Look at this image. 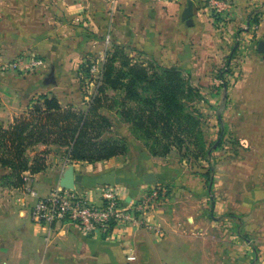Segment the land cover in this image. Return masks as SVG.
<instances>
[{"label": "crops", "instance_id": "0c3cea01", "mask_svg": "<svg viewBox=\"0 0 264 264\" xmlns=\"http://www.w3.org/2000/svg\"><path fill=\"white\" fill-rule=\"evenodd\" d=\"M187 1L0 0V58L11 59L33 51L45 57L40 72L48 68L54 71L52 63L59 61L61 64L62 59L69 64L67 67L65 63L64 69L76 70L81 58L95 56L103 59L109 45L119 43L132 53L140 51V55L152 56L159 65L188 68L194 55L191 48L210 42L213 21L209 0H192V24L187 25L181 20ZM261 2L228 0V8L217 16L230 24L247 28L246 33L255 36L258 42L264 40V18L258 25H250L254 13L263 9ZM243 22L248 27L243 26ZM229 31H232L231 27ZM106 33L110 35L107 45L103 40ZM216 56H219L218 50ZM200 65L193 66L195 72L198 73L197 69L207 70L202 63ZM38 72L0 71V127L7 126L23 113L41 93L55 96L62 106H66L53 91L58 84L47 87L43 74ZM86 98L84 94L83 99ZM158 162L159 159L141 148L106 160L73 162L75 172L84 178L75 183L72 190L100 203V185L95 179L113 172L120 179L114 186L118 198L122 203H128L149 186L143 179L146 173H153L156 180L158 174L164 173L156 168H160ZM63 172L58 175L32 174V186L39 196H46L53 186L59 185ZM8 173L9 169L0 167V231L3 238L0 261L6 264L35 263L40 256L43 234H48V242L58 243V238L70 241L74 244L72 248H79L90 264H186L192 256L183 229L194 231L200 224L195 220L184 223L178 216H181L180 208L173 197L165 196L160 205L148 211L146 224L139 228L121 225L108 236L98 232L86 234L76 223H34L29 216L34 199L23 190V184H8L3 177Z\"/></svg>", "mask_w": 264, "mask_h": 264}, {"label": "rangeland", "instance_id": "374dc122", "mask_svg": "<svg viewBox=\"0 0 264 264\" xmlns=\"http://www.w3.org/2000/svg\"><path fill=\"white\" fill-rule=\"evenodd\" d=\"M261 4L264 5V0ZM217 15L211 11L213 33L210 42L191 48L194 55L190 67H177L198 92L191 95V99L181 100L185 112L196 119L197 126L177 111H171L173 137L167 139L163 138L167 131L162 127L163 121L155 129L150 121H138L136 110L140 109L167 114L158 90L156 92L152 86L134 88L139 93V100H123L122 90H108V99L98 110L111 123L109 132L103 136L123 140L127 146L125 154L141 148L159 159L160 168H156L164 172L158 174L159 187L166 190L165 196L175 199L181 212L178 216L184 223L195 220L200 224L194 231L183 229L192 255L186 264H264V59L256 51V37L246 33L247 28L230 24ZM254 15H259L258 19L262 21L264 6ZM243 26L248 27L244 22ZM117 45L124 47L126 55L137 62H147L152 67L158 63L152 56L140 55V51L132 53L127 46ZM111 48L110 44L106 50ZM216 50L219 56H216ZM33 53L45 59L33 51L25 54ZM92 58H95L93 61L99 59ZM116 59L114 65L118 66L120 58L116 56ZM60 61L61 64L59 61L52 63L54 71L48 68L40 72L42 66L31 73H42L47 87L58 84L53 91L62 104L85 109L90 96L95 93V86L83 80V71L78 74L83 58L76 70L64 69L67 63L65 59ZM201 63L207 70L197 69L201 73L198 74L193 66ZM218 75H223V79L219 80ZM84 94L88 98L83 99ZM126 110L127 116L122 114ZM218 115L221 124L217 121ZM180 124L192 128L189 134L175 132L179 131ZM196 132L198 135H194ZM175 134L180 140L174 139ZM165 143L170 144L166 152L150 153V147L161 151ZM64 150L54 144H36L28 148L26 155L42 161L44 167L36 173L58 175L67 165H72L66 162ZM1 234L0 231V242ZM47 237L48 234H43L40 256L35 263L11 264H90L79 248H72L74 244L70 241L58 238V243H52ZM1 248L0 243V257ZM0 264L6 263L1 260Z\"/></svg>", "mask_w": 264, "mask_h": 264}, {"label": "trees", "instance_id": "16d2710c", "mask_svg": "<svg viewBox=\"0 0 264 264\" xmlns=\"http://www.w3.org/2000/svg\"><path fill=\"white\" fill-rule=\"evenodd\" d=\"M258 24V17H253L252 25ZM116 56L120 58L118 66L114 65ZM91 58L92 56L83 58V63L78 67V74L83 71V80L93 82L95 86V93L90 96L85 109H76L72 105L62 106L55 96L49 97L41 93L23 113L7 126L0 127V167L9 169V173L3 176L8 184L15 186L23 184L25 173L32 175L43 169L44 165L40 159L26 155L28 148L36 144L64 147V158L67 163L78 161L91 163L124 155L127 146L123 140L103 136L105 132H109L111 123L98 108L108 99V90H122L123 100H139V93L134 90L138 86H152L156 92L158 90L162 107L166 109L167 114L164 112L155 114L152 110L140 109L136 110V118L142 123L150 121L153 129L163 121L162 127L167 129L163 138L173 137L169 118L171 111H177L192 125H198L196 119L185 112L181 101L191 99V95H197L198 92L177 67L162 66L158 63L152 67L147 62H137L126 55L124 47L113 44L101 63L100 78L93 80L89 69L95 58ZM218 78L222 80L223 75H218ZM122 114L127 116L128 111ZM217 121L219 124L222 123L219 115ZM178 127L179 131L175 132H184L185 135L192 130L181 124ZM174 139L180 140L179 135L175 134ZM169 146L170 144L165 143L161 151L153 147L149 150L151 154L157 155L166 152Z\"/></svg>", "mask_w": 264, "mask_h": 264}, {"label": "built area", "instance_id": "2783aa9c", "mask_svg": "<svg viewBox=\"0 0 264 264\" xmlns=\"http://www.w3.org/2000/svg\"><path fill=\"white\" fill-rule=\"evenodd\" d=\"M209 6L212 11L219 13L228 8V0H209ZM103 40L106 44L110 42L109 33L104 35ZM99 60L103 59H96L89 69L93 80L100 78ZM43 65L44 60L34 53L21 54L6 60L0 58V71L31 73ZM99 187L100 203L58 184L53 186L46 196H39L32 186V176L24 174L23 190L34 199L29 209V216L34 223H76L86 234L98 232L108 236L117 226H143L146 224V213L160 205L166 192L159 184H150L135 200L122 203L114 186Z\"/></svg>", "mask_w": 264, "mask_h": 264}, {"label": "water", "instance_id": "95a60500", "mask_svg": "<svg viewBox=\"0 0 264 264\" xmlns=\"http://www.w3.org/2000/svg\"><path fill=\"white\" fill-rule=\"evenodd\" d=\"M192 0H188L186 6L184 7L181 13V20L184 21L187 25L192 24ZM256 51L264 57V40H258L256 45ZM50 78L53 79V75L50 74ZM84 176L81 173H76L73 165H67V168L64 169L63 175L59 180V185L63 188L71 189L74 188L75 183H80ZM144 181L148 184L156 182V178L153 173H146L143 177ZM120 179L114 175L113 172L106 175H101L95 179L97 185H107L115 186L119 184Z\"/></svg>", "mask_w": 264, "mask_h": 264}]
</instances>
